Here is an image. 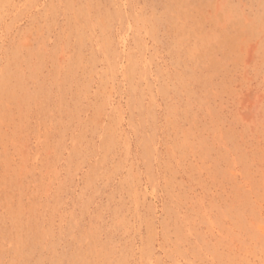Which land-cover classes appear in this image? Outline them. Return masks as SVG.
<instances>
[{"label": "rangeland", "instance_id": "374dc122", "mask_svg": "<svg viewBox=\"0 0 264 264\" xmlns=\"http://www.w3.org/2000/svg\"><path fill=\"white\" fill-rule=\"evenodd\" d=\"M0 264H264V0H0Z\"/></svg>", "mask_w": 264, "mask_h": 264}]
</instances>
